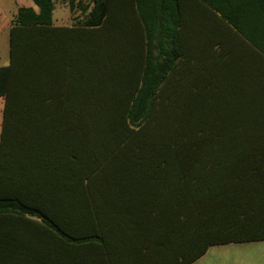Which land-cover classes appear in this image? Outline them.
I'll use <instances>...</instances> for the list:
<instances>
[{"label":"crops","instance_id":"obj_1","mask_svg":"<svg viewBox=\"0 0 264 264\" xmlns=\"http://www.w3.org/2000/svg\"><path fill=\"white\" fill-rule=\"evenodd\" d=\"M68 1L53 0L50 30L39 36L47 48L37 102L63 110L117 106L122 97L106 98L105 84L112 76L117 91L134 86L131 54L136 43L142 50L140 27L132 13L120 12L112 14V26L90 27L87 3ZM19 7L31 6L23 0ZM14 16L0 24L7 37ZM175 32L177 45L170 47L178 53L162 69L161 107H193L199 185L189 205L197 220L187 222L174 193L113 185L136 182L123 177L84 178L81 191L41 190L32 196L44 201L54 225L50 264H264V239L214 244L235 233H264V59L216 21L194 19ZM3 104L0 97L1 118Z\"/></svg>","mask_w":264,"mask_h":264},{"label":"trees","instance_id":"obj_2","mask_svg":"<svg viewBox=\"0 0 264 264\" xmlns=\"http://www.w3.org/2000/svg\"><path fill=\"white\" fill-rule=\"evenodd\" d=\"M31 1L37 12L31 7L17 9L8 31V63L0 67V97L4 100L0 264H50L54 225L43 211L44 201L32 195L65 186L81 191L80 181L88 177H123L136 182L113 185L174 193L187 222L197 220L189 205L199 185L193 107H161L162 69L171 68L177 57V47H170L177 45L176 28L194 19L216 21L264 59V0H90L82 4L84 11L90 8L85 17L90 27L105 21V26H112L115 13L134 15L144 38L140 53L137 43L132 47L136 61L132 68L138 77L124 91L114 89L112 76L106 82V98L122 97L117 106L64 110L43 108L37 102L38 68L47 48L39 36L50 30L53 0ZM73 2L68 4L72 7ZM111 63L105 67L107 75L113 73ZM263 235L235 233L214 244L263 240ZM209 244L213 241L202 245V253Z\"/></svg>","mask_w":264,"mask_h":264},{"label":"rangeland","instance_id":"obj_3","mask_svg":"<svg viewBox=\"0 0 264 264\" xmlns=\"http://www.w3.org/2000/svg\"><path fill=\"white\" fill-rule=\"evenodd\" d=\"M31 7H34V4L31 0H24ZM23 2V0H0V24H3L5 20L14 16L17 4ZM85 3H89L90 0H84ZM1 27V26H0ZM4 28H0V67L5 66L8 62V37ZM0 123H1V110H0Z\"/></svg>","mask_w":264,"mask_h":264}]
</instances>
